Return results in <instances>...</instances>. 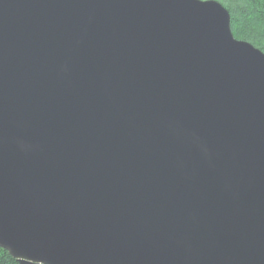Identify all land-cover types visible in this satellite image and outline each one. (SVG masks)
Segmentation results:
<instances>
[{"label": "water", "instance_id": "obj_1", "mask_svg": "<svg viewBox=\"0 0 264 264\" xmlns=\"http://www.w3.org/2000/svg\"><path fill=\"white\" fill-rule=\"evenodd\" d=\"M0 249L264 264V54L220 3L0 0Z\"/></svg>", "mask_w": 264, "mask_h": 264}, {"label": "trees", "instance_id": "obj_2", "mask_svg": "<svg viewBox=\"0 0 264 264\" xmlns=\"http://www.w3.org/2000/svg\"><path fill=\"white\" fill-rule=\"evenodd\" d=\"M214 1L220 3L228 11L232 35L236 38H241L251 41V43H255L256 46L264 53V0ZM0 264L19 263L6 251L0 249Z\"/></svg>", "mask_w": 264, "mask_h": 264}, {"label": "rangeland", "instance_id": "obj_3", "mask_svg": "<svg viewBox=\"0 0 264 264\" xmlns=\"http://www.w3.org/2000/svg\"><path fill=\"white\" fill-rule=\"evenodd\" d=\"M228 12V11H227ZM242 30H243V28H242ZM244 31H246V30H244ZM253 34V33H252ZM254 35V34H253ZM256 35H258V34H256ZM234 37V36H233ZM255 37V36H254ZM256 38V37H255ZM234 39L235 40H237V41H243V42H246V43H248V44H250L251 46H253L255 49H257V50H259L261 53H263L257 46H256V44L255 43H251V41H248V40H244V39H241V38H236V37H234ZM259 41V40H258ZM264 44V43H263ZM264 54V53H263Z\"/></svg>", "mask_w": 264, "mask_h": 264}]
</instances>
